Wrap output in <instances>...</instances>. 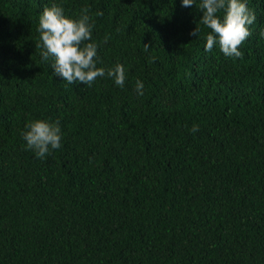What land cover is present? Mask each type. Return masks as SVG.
<instances>
[{
    "label": "trees",
    "instance_id": "1",
    "mask_svg": "<svg viewBox=\"0 0 264 264\" xmlns=\"http://www.w3.org/2000/svg\"><path fill=\"white\" fill-rule=\"evenodd\" d=\"M181 2L0 0V264H264V0H245L242 59L205 51ZM52 4L90 10L123 87L53 75L35 46ZM37 119L62 132L43 159Z\"/></svg>",
    "mask_w": 264,
    "mask_h": 264
},
{
    "label": "clouds",
    "instance_id": "2",
    "mask_svg": "<svg viewBox=\"0 0 264 264\" xmlns=\"http://www.w3.org/2000/svg\"><path fill=\"white\" fill-rule=\"evenodd\" d=\"M202 13L197 26L191 31L195 38L200 35L199 25L210 29L206 35L205 51H212L219 46L226 56L243 58L239 46L251 35L249 26L255 22V14L247 7L245 0H182L181 7H193ZM85 7L80 10L78 18L65 14L63 7L52 4L44 7L39 16V42L35 45L41 49L43 61L51 59L53 75L59 76L69 84L80 83L92 86L98 78H110L117 86L123 87L126 80V70L117 63L114 67L105 69L98 67V45L92 40L94 21ZM222 13V15H220ZM97 16L103 15L97 12ZM107 37L105 38V42ZM149 44H144L145 51ZM144 85L136 81L135 89L138 95H143ZM23 138L28 149L37 158L43 159L51 151L61 147L62 132L58 122H48L42 119L30 121L25 125ZM198 131V125H193L192 132Z\"/></svg>",
    "mask_w": 264,
    "mask_h": 264
}]
</instances>
